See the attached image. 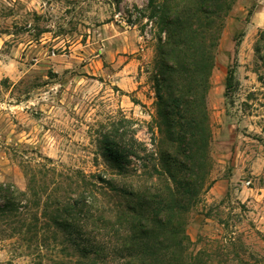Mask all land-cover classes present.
Returning a JSON list of instances; mask_svg holds the SVG:
<instances>
[{"label":"rangeland","instance_id":"obj_1","mask_svg":"<svg viewBox=\"0 0 264 264\" xmlns=\"http://www.w3.org/2000/svg\"><path fill=\"white\" fill-rule=\"evenodd\" d=\"M146 3L0 0V186L12 194L0 211V264H125L117 217L129 198L118 189L132 187V172L118 176L108 153L121 129L128 146L134 137L148 150L140 156L154 149L157 28ZM132 59L144 78L125 92L116 73ZM206 100L213 164L188 215L190 250L211 264H264V0L235 1ZM88 193L93 209L77 225L97 258L63 213Z\"/></svg>","mask_w":264,"mask_h":264},{"label":"trees","instance_id":"obj_2","mask_svg":"<svg viewBox=\"0 0 264 264\" xmlns=\"http://www.w3.org/2000/svg\"><path fill=\"white\" fill-rule=\"evenodd\" d=\"M235 1L147 0V19L157 28L154 149L140 156L148 150L134 137L128 146L121 129L115 135V151L108 153L118 176L132 172V187L118 189L129 198L117 217L120 226L125 224L117 250L119 256L125 254V264H211L210 253L190 250L193 243L186 228L190 211L210 187L212 123L206 96L224 21ZM130 157L140 162L139 167L129 169ZM1 193L6 203L0 211L5 212L12 194L0 186ZM93 206L88 193L63 213L69 221L65 225L72 226L71 238L87 242L84 253L97 258L100 247L83 238L77 225V216L87 219ZM54 220L58 223L59 218ZM239 264L249 263L239 260Z\"/></svg>","mask_w":264,"mask_h":264},{"label":"crops","instance_id":"obj_3","mask_svg":"<svg viewBox=\"0 0 264 264\" xmlns=\"http://www.w3.org/2000/svg\"><path fill=\"white\" fill-rule=\"evenodd\" d=\"M129 66H132V70L128 69ZM136 66V60L132 59V63L128 62L124 64V66H122V68L116 73V76H118L116 83L120 90L125 92H128L129 90L133 91L142 83V81L139 80L144 78V74H139ZM214 190L215 187H212L210 190L212 195L214 194ZM214 196L217 197L215 194Z\"/></svg>","mask_w":264,"mask_h":264}]
</instances>
